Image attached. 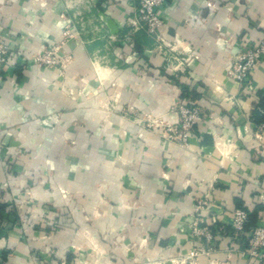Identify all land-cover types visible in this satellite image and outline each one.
<instances>
[{"label": "crops", "instance_id": "1", "mask_svg": "<svg viewBox=\"0 0 264 264\" xmlns=\"http://www.w3.org/2000/svg\"><path fill=\"white\" fill-rule=\"evenodd\" d=\"M136 14L133 0H0V40L23 56L73 34L65 67L0 68V200L20 217L0 225L4 264H190L198 200L225 226L236 200L264 205L251 119L264 63L246 86L227 74L263 38L264 0H167L148 45L134 41ZM180 84L205 115L188 147L148 126L178 119ZM45 212L64 225L26 222ZM246 250L221 232L197 261L255 264Z\"/></svg>", "mask_w": 264, "mask_h": 264}, {"label": "built area", "instance_id": "2", "mask_svg": "<svg viewBox=\"0 0 264 264\" xmlns=\"http://www.w3.org/2000/svg\"><path fill=\"white\" fill-rule=\"evenodd\" d=\"M137 7V14L133 24V30H145L156 41L160 40V30L164 25L163 12L167 6V0H133ZM73 34L68 29L64 32L63 40L50 48L38 52L32 57L23 56L13 50L10 43L0 40V68L12 64H26L32 61L38 67H65L71 60V55L65 52V47ZM261 63H264V36L257 45L244 44L240 53L232 60L227 70L228 77L236 80L244 86L249 85L253 71ZM178 119L173 122L154 121L148 126L163 128L164 137L179 146L188 147L194 137V126L203 121L205 115L201 106L196 101L182 100L177 105ZM264 128V124L261 125ZM208 200H198L195 208L196 216L192 224L193 250L184 258V262L199 264L200 256H210L215 250L218 235L225 232V227H230V238L233 243L240 241L245 234V226L249 218V211L242 208L234 210L230 224L219 225L216 218L204 215L209 210ZM249 245L246 254L254 260L255 264H264V226H257L249 235ZM213 264V263H212Z\"/></svg>", "mask_w": 264, "mask_h": 264}, {"label": "trees", "instance_id": "3", "mask_svg": "<svg viewBox=\"0 0 264 264\" xmlns=\"http://www.w3.org/2000/svg\"><path fill=\"white\" fill-rule=\"evenodd\" d=\"M136 37V38H135ZM137 38H141L142 42L145 43L146 45L150 44L151 41H154V39L149 36L145 30H139L135 35H134V41L136 40L135 43H138ZM25 64H18L17 70H20L24 68ZM182 88V96L186 100H192L190 99V95L192 92L188 89V87L184 86L183 84H180ZM262 99L259 101L258 104L254 106L251 112V119L254 123L257 125H262L264 124V94L261 93ZM196 125L194 126L195 129ZM236 206L238 208L246 209L249 211V218L245 226V234L240 238L241 243H244V245L248 249V243H249V235L250 233L257 227L259 226L258 222L261 217V212L264 210V205H256V207L253 210H249L247 206L244 205V203L240 200H236ZM12 221L15 224H18L20 222V217L19 214L16 211L10 212L8 210V204H5L0 200V225ZM225 233L230 232V227H225ZM8 254L9 252L7 250L1 251L0 252V264H4L8 260Z\"/></svg>", "mask_w": 264, "mask_h": 264}, {"label": "rangeland", "instance_id": "4", "mask_svg": "<svg viewBox=\"0 0 264 264\" xmlns=\"http://www.w3.org/2000/svg\"><path fill=\"white\" fill-rule=\"evenodd\" d=\"M72 59V57H71ZM71 61V60H70ZM70 61L68 63H70ZM153 126L152 128H154ZM164 128V126H163ZM167 140V139H166ZM50 213L45 212L42 216H34L32 218L27 219V223L33 224L34 227L46 226L49 227L52 231H57L60 229L64 223L59 221V218L55 217V215H49Z\"/></svg>", "mask_w": 264, "mask_h": 264}]
</instances>
